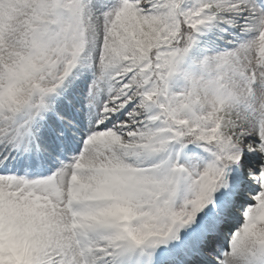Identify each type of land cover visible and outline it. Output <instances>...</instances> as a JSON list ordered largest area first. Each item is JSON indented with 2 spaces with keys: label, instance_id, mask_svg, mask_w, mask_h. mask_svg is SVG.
<instances>
[{
  "label": "snow or ice",
  "instance_id": "snow-or-ice-1",
  "mask_svg": "<svg viewBox=\"0 0 264 264\" xmlns=\"http://www.w3.org/2000/svg\"><path fill=\"white\" fill-rule=\"evenodd\" d=\"M0 264H264V0H0Z\"/></svg>",
  "mask_w": 264,
  "mask_h": 264
}]
</instances>
